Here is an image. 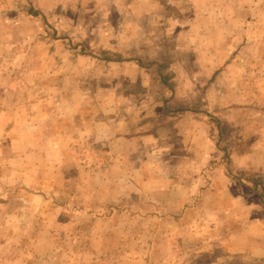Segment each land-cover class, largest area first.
Masks as SVG:
<instances>
[{"label":"rangeland","instance_id":"1","mask_svg":"<svg viewBox=\"0 0 264 264\" xmlns=\"http://www.w3.org/2000/svg\"><path fill=\"white\" fill-rule=\"evenodd\" d=\"M253 176L264 0H0V264H257Z\"/></svg>","mask_w":264,"mask_h":264},{"label":"trees","instance_id":"2","mask_svg":"<svg viewBox=\"0 0 264 264\" xmlns=\"http://www.w3.org/2000/svg\"><path fill=\"white\" fill-rule=\"evenodd\" d=\"M83 56L86 57H92L97 59L98 61H103L106 62L108 64L111 63H122L125 61H133L134 63H136L139 67H141L142 69H151L153 67L157 68V72H158V78H160L161 84L167 88L169 91H171L172 93L175 92V89L177 87V83H176V74L172 71L171 66L165 62H156V61H152V60H143L142 59H127L124 60V57L120 54L117 53H113L110 51H100L98 53L95 52H84L82 53ZM215 124H216V129L219 132V136H220V140L218 142V148L221 149L224 152V156L227 159V162H229V149L227 144L224 142V140H222V138H224L225 136L228 135V128L227 125L225 123H223L221 120L216 119L214 120ZM247 175V173H242V179L243 177H245ZM240 178V180H241ZM250 180L252 179V183H253V187L256 190V194L259 196L260 202L263 205L264 208V181L259 178V177H255L253 176V178H249Z\"/></svg>","mask_w":264,"mask_h":264},{"label":"crops","instance_id":"3","mask_svg":"<svg viewBox=\"0 0 264 264\" xmlns=\"http://www.w3.org/2000/svg\"><path fill=\"white\" fill-rule=\"evenodd\" d=\"M231 247H228V250L230 249ZM229 252H230V255H232V256H234L235 257V255L236 254H242L243 255V252H241L240 250H234V249H230L229 250ZM253 252H258L259 253V255L258 256H255V258L253 259V260H255L256 261V263L258 264L259 262H261L263 259H264V249H262L261 247H259V248H254V251ZM253 252H250V253H253ZM247 253H249V252H247ZM244 256H246V255H244Z\"/></svg>","mask_w":264,"mask_h":264}]
</instances>
